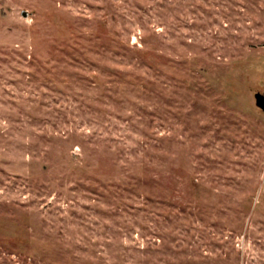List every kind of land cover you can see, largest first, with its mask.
I'll return each instance as SVG.
<instances>
[{
  "label": "rangeland",
  "instance_id": "1",
  "mask_svg": "<svg viewBox=\"0 0 264 264\" xmlns=\"http://www.w3.org/2000/svg\"><path fill=\"white\" fill-rule=\"evenodd\" d=\"M264 0H0V264H264Z\"/></svg>",
  "mask_w": 264,
  "mask_h": 264
},
{
  "label": "water",
  "instance_id": "2",
  "mask_svg": "<svg viewBox=\"0 0 264 264\" xmlns=\"http://www.w3.org/2000/svg\"><path fill=\"white\" fill-rule=\"evenodd\" d=\"M255 98H256V104L264 110V93L261 91H257L255 93Z\"/></svg>",
  "mask_w": 264,
  "mask_h": 264
}]
</instances>
